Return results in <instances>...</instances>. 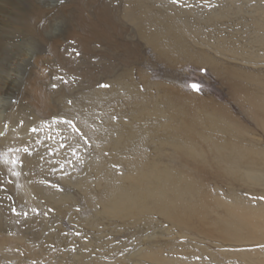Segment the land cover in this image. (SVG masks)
Here are the masks:
<instances>
[{
	"label": "bare ground",
	"instance_id": "obj_1",
	"mask_svg": "<svg viewBox=\"0 0 264 264\" xmlns=\"http://www.w3.org/2000/svg\"><path fill=\"white\" fill-rule=\"evenodd\" d=\"M250 1L192 8L156 0H0V264H264L262 252L227 253L236 263L178 243L183 231L197 229L193 215L206 225L202 212L214 204L226 209L227 228L251 230L239 243L264 244V206L218 203L226 198L207 193L195 174L235 166L229 170L259 180L264 171L236 166L234 155L249 150L224 109L190 111L185 98L141 75L143 91L131 70L148 41L163 58L226 71L245 102L263 111L264 4ZM195 9L212 17L208 30ZM227 18L229 26L248 25L254 39L234 45L244 30L212 31ZM8 49L15 57L5 61ZM49 220L75 232L59 234Z\"/></svg>",
	"mask_w": 264,
	"mask_h": 264
},
{
	"label": "rangeland",
	"instance_id": "obj_2",
	"mask_svg": "<svg viewBox=\"0 0 264 264\" xmlns=\"http://www.w3.org/2000/svg\"><path fill=\"white\" fill-rule=\"evenodd\" d=\"M157 1H164L166 4L172 3V5L176 4L183 7H191L192 5L198 6L199 3H204L209 5L208 7H211L214 4H217L218 0H211V2H208L209 0H156V2ZM258 2L264 4V0L250 1L251 4H255ZM183 3H185V5ZM241 3H245V1H242ZM204 8L205 7H203L202 9ZM192 11L194 12V15L195 12H200L199 16L201 18V14L205 15V18L202 19H205L206 23H204V21L202 23V26L207 29V27H209L208 23H210L209 20H211L212 17L211 19H208L209 15L207 17L206 13L204 14V11H199L197 9ZM198 13H196V15ZM242 19L243 21H245L244 17H242ZM222 21L218 20V22ZM229 21L230 20H228V18L224 19L222 23H218L220 27H215L212 31H218L220 29L221 32L219 33L222 34L223 32H225V27H230V29L234 28L236 30L239 27L241 31L244 30L242 31V33L244 32V34L240 33V35L238 36L244 37L238 39L239 41L236 40L237 42L234 40H231V42L234 45H237L240 42L242 43L251 39V29L248 25L247 28H243L239 24L237 26H229ZM240 24L242 23L240 22ZM226 34L227 32L224 33V35ZM167 37L168 36L165 35L163 40L165 41ZM242 39L243 41H241ZM253 39L250 40L248 43L252 42L255 44V40ZM228 42H230V40H228ZM142 46V54L140 55L141 57L138 56L137 58L139 59H137V61L133 60L135 62H131L133 64L131 66V70L134 72L135 81L137 83L142 82L139 84L141 86V89L143 91L146 89V86L142 85L144 84V82L141 80V75H143L146 76V82L152 85L153 87H156L157 89L163 88L162 90H164V88H167L169 91L174 92L175 95L181 98H185L187 101H189L186 108L190 111H194L198 107L204 109H212V104H215L219 108L224 109L226 112H223V115H225L224 120L226 124L230 127V129H232L231 131L235 136H240V138L245 140L247 149L249 150V152L247 153L242 152L238 153V155H234L233 158L237 159L236 166L241 167L243 171L247 170L248 168H252L263 172L264 119L259 117L264 114V108H262L263 111L259 112L260 110L254 108L252 104L245 102L244 95L238 93L233 89L234 87L231 85V82L228 79V76L226 75V71L223 70L222 73H216L212 70V66L198 65L197 63L191 61L192 59L190 61H187L185 58L183 59L181 57H178L179 55H173V57L168 56L167 58H163L162 55L158 54L159 52L154 50L153 46L148 41H146V43H142ZM235 50L236 46L229 47V51ZM3 57L5 61L14 59L15 52H13L12 49H8L4 52ZM220 57L221 56H219L218 58ZM174 61L178 62L174 63ZM179 61H181L182 63H179ZM222 66L223 65L219 64V67ZM253 68H256V70H258V68L260 67L256 66ZM57 77L59 76H56V78ZM258 112L259 114H256ZM166 150L168 149L166 148ZM92 151V149H88L87 153H93ZM232 167L235 168V166H230L226 171H223L222 168L217 166L210 167V169H207L206 174H204L201 170L198 169L195 174L198 175L201 183L205 184V190L207 193L217 192L220 193L223 198H226L221 200L215 199L216 202L222 201L230 205L233 203H241L247 206H264V179L251 180L247 176H245V174H242V172L239 173L236 171L229 170ZM72 180L74 181L75 178H73ZM52 183L56 184L57 186L60 185L57 180H54ZM69 192L75 199L79 214H85L86 212L83 210V202L81 201L82 195H79L75 189H72ZM8 195L12 197L9 193ZM231 195L238 197V199H234V197H231ZM10 203L13 204L14 202L10 201ZM15 208L20 210L21 208H23V205L19 204V206H15ZM225 210L226 209L213 204L212 209H206L204 212H202V219L206 220V225L204 226L200 225V223L202 222L200 220V217H198L197 215H193L190 219H192L191 222L194 224V226H197V229L186 232L183 231L186 236L178 235V243L191 242V244L193 245L198 244L197 246H203L205 250L216 253L221 259L225 261H235L236 263L240 262L238 256L237 258H234L235 256L231 255L232 257H228V255L226 254L246 253L256 255L259 252L264 253V244L255 243L244 245L243 243L238 242L243 239L251 238V230H236L227 228V226L222 223V220H224L225 217H227L228 215ZM159 220L164 226L166 225V221L164 219ZM53 222L54 220H49V224L52 225V227H54V229L59 234L75 232V228L71 226L68 222H58L57 220L55 224H53ZM63 229L65 230V232H63ZM177 231L180 233V230L177 229ZM88 238L93 239L92 237ZM118 240H125V236L122 235L116 237L115 240L113 239V241L116 242ZM197 246H195V250H198ZM241 263L244 262L242 261Z\"/></svg>",
	"mask_w": 264,
	"mask_h": 264
}]
</instances>
